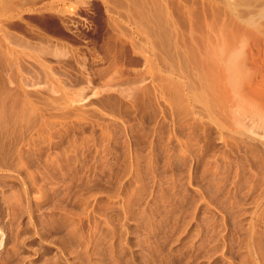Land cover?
Returning <instances> with one entry per match:
<instances>
[{
  "label": "rangeland",
  "instance_id": "obj_1",
  "mask_svg": "<svg viewBox=\"0 0 264 264\" xmlns=\"http://www.w3.org/2000/svg\"><path fill=\"white\" fill-rule=\"evenodd\" d=\"M211 43L264 51V0H0V264H264V115L209 109Z\"/></svg>",
  "mask_w": 264,
  "mask_h": 264
},
{
  "label": "bare ground",
  "instance_id": "obj_2",
  "mask_svg": "<svg viewBox=\"0 0 264 264\" xmlns=\"http://www.w3.org/2000/svg\"><path fill=\"white\" fill-rule=\"evenodd\" d=\"M213 43L209 44L206 47L205 52L202 53L203 55L201 56V60H199V65L196 61L194 62V63H197L198 66L196 67L198 68L196 72L197 81H193V82L198 83L199 89L201 90L200 92H202L201 94L205 96L201 98L202 99L206 98L205 99L207 100L206 104L208 105L209 109L215 113V115L228 119V120L224 119L226 121L232 120L234 121L233 122L234 124H235V121H237V123L239 121L241 122V119L238 120L239 118L243 117L246 120V116L250 114L249 113L250 111L248 110H245V111H248L247 115L245 111L243 112L245 113L244 114L245 117L244 115L241 114L242 113L241 111L244 110L243 108L245 106H249V108L252 106L254 107V109H257V111L259 110L260 113L256 114L258 116L260 114L264 115V51L260 52V51L255 50V51L249 52V51L243 50V52H240V53L238 52V54H233V52H231L230 48L227 46L228 44L223 45L222 43V45L221 44L214 45L216 42L214 44ZM238 65H240L241 67H239ZM195 88L198 89V86L196 85ZM190 92H192V90ZM195 94L194 95L191 94V96L192 95L195 96ZM191 98L193 99V97ZM201 98H199L198 103L202 101ZM195 100L197 102V98ZM205 107L207 108V106ZM240 114L242 117L240 116ZM250 115L249 117L252 116ZM241 123H240V126L242 125Z\"/></svg>",
  "mask_w": 264,
  "mask_h": 264
}]
</instances>
